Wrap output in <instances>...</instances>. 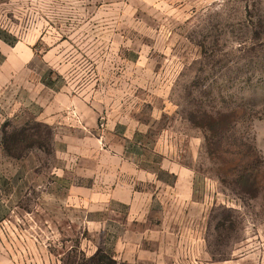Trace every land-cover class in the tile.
Listing matches in <instances>:
<instances>
[{
  "label": "rangeland",
  "instance_id": "374dc122",
  "mask_svg": "<svg viewBox=\"0 0 264 264\" xmlns=\"http://www.w3.org/2000/svg\"><path fill=\"white\" fill-rule=\"evenodd\" d=\"M0 264H264V0H0Z\"/></svg>",
  "mask_w": 264,
  "mask_h": 264
},
{
  "label": "trees",
  "instance_id": "16d2710c",
  "mask_svg": "<svg viewBox=\"0 0 264 264\" xmlns=\"http://www.w3.org/2000/svg\"><path fill=\"white\" fill-rule=\"evenodd\" d=\"M6 135H4V142L6 143V148L7 149H12L13 145H18L19 142L24 140L23 133H14V134H9L7 131L5 132ZM243 161V160H241ZM248 166V167H247ZM247 166H241L237 164V167L234 168L233 172V177L235 178V181L239 185H247L250 181L251 183L255 184L253 177V167ZM253 181V182H252Z\"/></svg>",
  "mask_w": 264,
  "mask_h": 264
},
{
  "label": "crops",
  "instance_id": "0c3cea01",
  "mask_svg": "<svg viewBox=\"0 0 264 264\" xmlns=\"http://www.w3.org/2000/svg\"><path fill=\"white\" fill-rule=\"evenodd\" d=\"M176 171V172H175ZM173 170L172 173L176 175V184L172 186L173 190H177V195L181 196L184 200L191 198L193 193V178L192 172L187 168H178L177 170ZM119 192H121V188H119ZM110 198L115 199L118 197V192L110 193Z\"/></svg>",
  "mask_w": 264,
  "mask_h": 264
}]
</instances>
